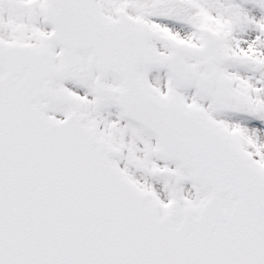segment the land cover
Wrapping results in <instances>:
<instances>
[{
    "label": "snow or ice",
    "instance_id": "6c2138e0",
    "mask_svg": "<svg viewBox=\"0 0 264 264\" xmlns=\"http://www.w3.org/2000/svg\"><path fill=\"white\" fill-rule=\"evenodd\" d=\"M0 264H264V0H0Z\"/></svg>",
    "mask_w": 264,
    "mask_h": 264
}]
</instances>
